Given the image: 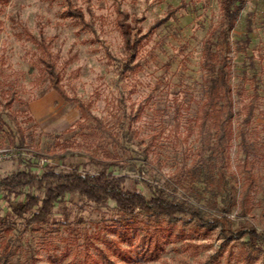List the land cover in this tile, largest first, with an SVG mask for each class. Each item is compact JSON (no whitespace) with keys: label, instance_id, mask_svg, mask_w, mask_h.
<instances>
[{"label":"rangeland","instance_id":"rangeland-1","mask_svg":"<svg viewBox=\"0 0 264 264\" xmlns=\"http://www.w3.org/2000/svg\"><path fill=\"white\" fill-rule=\"evenodd\" d=\"M72 2L82 9L88 24L68 15L63 0H0V175L16 168L14 155L20 148L11 140L19 126L25 142L47 157L46 161L60 163L58 154L67 152L74 154L70 160L75 163L87 162L90 156L131 159L140 163L135 177L160 184L183 155L189 162L198 146L194 121L206 85L201 50L205 39L214 38L219 29V1ZM117 8L136 17L129 19L131 27L146 35L130 60L131 69L123 66L127 58L116 25ZM171 10L166 22L149 27ZM26 32L49 40L66 93L90 103V111L119 138L117 148L98 145L88 134L90 130L77 124L76 102L51 88L39 61L45 52ZM228 38L235 109L229 148V171L235 179L229 182L238 193L242 184L238 165L245 155L256 176L250 211L243 216L234 205L231 216L234 227L252 223L264 234V0H245ZM122 110L134 114L136 135L131 141L116 132V114ZM145 144L149 145L147 158L141 152ZM198 190L187 198L219 214V208L208 204L202 183ZM76 201L73 197L76 205L71 208L85 219L78 236L72 237L63 226L46 233L30 230L17 243L9 264H94L99 261V250L115 264H199L217 251L213 264H264V249L253 258L244 254L246 234L222 244L218 229L206 230L178 219L148 230L142 224L136 231L130 228L128 240L114 228L109 206L80 208ZM4 209L0 201V213ZM137 218L144 215L139 213ZM143 235L146 240L141 239ZM153 244L156 252L150 255L147 249Z\"/></svg>","mask_w":264,"mask_h":264},{"label":"trees","instance_id":"trees-1","mask_svg":"<svg viewBox=\"0 0 264 264\" xmlns=\"http://www.w3.org/2000/svg\"><path fill=\"white\" fill-rule=\"evenodd\" d=\"M63 1L68 15L85 22L81 8L75 7L72 0ZM218 1L221 11L219 29L213 35L214 38L205 39L201 50L202 68L206 74L205 96L194 121L198 146L190 161L187 162L183 155L180 163L160 184L142 176L135 177L133 173L139 172L140 163L131 159L90 156L87 162L75 163L70 160L74 154L67 152L58 154L60 163H53L46 161L47 157L25 142L23 131L17 126L11 140L14 142L15 139L17 148H20L14 155L16 168L0 175V201L5 203V209L0 213V264L10 263L17 243L30 230L46 233L63 226L69 235L78 236V227L85 223V219L71 208L76 205L72 202L73 197H77L80 208L86 204L109 206L114 228L121 236L126 235L128 240H131L129 229L136 231L140 224L148 230L162 222L171 224L181 219L195 222L206 230L218 229L222 244L246 234L244 254L247 257L253 258L263 251L264 234L259 233L252 223L234 227L231 216L234 205L239 207L243 216L248 214L251 190L256 180L251 171L252 165L245 155L238 165L242 179L240 191L237 193L229 182L235 179V175L229 171L235 109L229 80L228 32L245 0ZM172 14L173 10L156 19L149 27L153 29L160 26ZM129 19L135 21L136 17H130L127 11L117 8L116 25L122 35L127 58L123 64L125 69L133 68L130 60L146 36L132 28ZM26 34L45 52L39 61L51 88L64 99L76 102L80 113L77 124L87 127L90 130L88 134L98 145L117 148L119 138L90 111V103L66 93L56 61L49 51V40L37 38L29 32ZM116 115L118 136L131 141L136 135L132 128L134 114L122 110ZM244 141L242 136L241 143L244 144ZM148 149V144L141 149L143 158H147ZM198 183H202V190L208 193V204L219 208V214L207 212L187 198L188 194L199 193ZM141 185L148 190V195L142 191ZM139 213L144 218L138 219ZM141 239L146 240V235ZM147 251L150 255L154 254L156 245H149ZM99 252V261L94 264H115L103 250ZM125 256L128 259L129 253L126 252ZM217 258L218 251L209 254L199 264H213ZM83 264L90 263L85 261Z\"/></svg>","mask_w":264,"mask_h":264}]
</instances>
